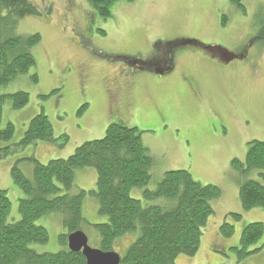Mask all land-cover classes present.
I'll return each instance as SVG.
<instances>
[{
  "label": "rangeland",
  "instance_id": "rangeland-1",
  "mask_svg": "<svg viewBox=\"0 0 264 264\" xmlns=\"http://www.w3.org/2000/svg\"><path fill=\"white\" fill-rule=\"evenodd\" d=\"M29 1L39 15L21 19L15 32L39 34L42 40L32 49L36 65L0 88L6 96L0 130L8 123L15 127L12 140L0 141V148L20 142L41 113L60 140L32 144L0 160V190H7L11 201L9 221L20 220L25 197L13 180L15 164L30 178L34 163L27 159L35 156L43 164L66 159L83 143L103 138L110 124H120L138 128L153 156L149 189L165 173L181 170L221 188V197L211 201L215 214L203 228L198 253L179 255L175 264H264V236L251 248L260 249L257 253L237 259L244 227L264 224V209L245 211L239 197L240 183L260 180L261 171L244 174L236 167L245 169L251 141H264V0H242L244 14L230 0H119L110 5L108 17L87 0ZM109 88L118 91L113 110ZM19 91L29 94V103L15 109L9 95ZM96 182L95 169H80L74 190H95ZM143 192L134 188L130 195L145 204ZM98 208L96 197L88 195L84 215L92 224L107 220ZM229 213L243 217L226 238L219 229ZM35 224L48 230L49 240L31 248L65 249L59 243L60 213ZM86 227L89 246L100 250L97 233ZM137 237L117 239L113 251L124 257Z\"/></svg>",
  "mask_w": 264,
  "mask_h": 264
},
{
  "label": "trees",
  "instance_id": "trees-1",
  "mask_svg": "<svg viewBox=\"0 0 264 264\" xmlns=\"http://www.w3.org/2000/svg\"><path fill=\"white\" fill-rule=\"evenodd\" d=\"M87 1L102 16L108 17L110 5L119 0ZM230 1L245 13L242 0ZM37 15L36 7L29 0H0V88L36 65L32 49L41 43V36L21 35L15 30L21 19ZM260 34L264 45V24ZM5 97L0 96V121ZM9 97L15 109L29 103V94L23 91ZM14 132V125L8 123L0 130V141L12 140ZM59 140L54 138L48 117L38 114L30 120L20 142L0 148V160L29 145ZM248 145L245 169L241 164L236 167L244 174L251 169L261 172L260 180L240 183L239 197L245 211L264 209V141L254 140ZM27 161L34 163L32 177L28 178L18 163L12 169L14 183L25 194L19 203L20 220L9 221L11 201L7 190H0V264H87L82 252H73L68 247V237L77 231L86 233L87 225L97 233L100 250L104 252H112L117 239L138 233L119 264H175L179 255L198 253L203 228L215 214L211 201L222 195L219 186L203 185L185 170L165 173L157 187L149 189L153 159L138 128L120 124H110L103 138L83 143L66 159L43 164L32 156ZM86 168L96 170V188L75 191L76 173ZM134 188L144 190L145 204L130 195ZM88 195L96 197L99 215L107 218L105 222L92 224L85 218L84 200ZM51 213L62 216L64 232L59 243L65 249L58 253H39L31 245L47 243L49 233L35 221ZM242 217L241 213H229L220 226L221 236H232L235 232L232 223ZM263 236V223L245 226L237 247V259L257 253L260 249L251 248Z\"/></svg>",
  "mask_w": 264,
  "mask_h": 264
},
{
  "label": "water",
  "instance_id": "water-1",
  "mask_svg": "<svg viewBox=\"0 0 264 264\" xmlns=\"http://www.w3.org/2000/svg\"><path fill=\"white\" fill-rule=\"evenodd\" d=\"M68 247L73 252H82L87 264H119L121 260L119 254L115 252L107 253L89 247L88 239L82 231L70 236Z\"/></svg>",
  "mask_w": 264,
  "mask_h": 264
},
{
  "label": "crops",
  "instance_id": "crops-1",
  "mask_svg": "<svg viewBox=\"0 0 264 264\" xmlns=\"http://www.w3.org/2000/svg\"><path fill=\"white\" fill-rule=\"evenodd\" d=\"M124 71H125V70H124ZM128 74H129V77H130V75H132L131 71L128 72ZM129 77H128V78H129ZM191 80L193 81V79H191ZM132 82H133V81H132V79H131V77H130V86H131V87L134 85ZM189 87H191V86L189 85ZM112 88H113V87H112ZM112 88H109V91H111V93H113V94H112V96L110 97L109 104H108V108L111 109V110H113V108H114V100L112 99V98H113V95H115V93L118 92L117 90H113ZM192 89H194V88H192ZM194 90H195V89H194ZM142 142H143V140H142ZM143 144H144V143H143ZM197 145H198V143H197ZM149 153H150L151 158H153L151 152H149ZM213 183H217V184H219L217 181H216V182H213ZM217 226H218V225H217Z\"/></svg>",
  "mask_w": 264,
  "mask_h": 264
},
{
  "label": "bare ground",
  "instance_id": "bare-ground-1",
  "mask_svg": "<svg viewBox=\"0 0 264 264\" xmlns=\"http://www.w3.org/2000/svg\"><path fill=\"white\" fill-rule=\"evenodd\" d=\"M83 232V231H82ZM76 233V232H75ZM74 234V233H73ZM73 234H71V235H73ZM85 235H86V237H87V239H88V236H87V234L86 233H84ZM70 235V236H71ZM70 236L68 237V243H69V238H70ZM88 246H89V239H88ZM90 247V246H89ZM107 253H112V252H107ZM86 263H87V261H86Z\"/></svg>",
  "mask_w": 264,
  "mask_h": 264
},
{
  "label": "flooded vegetation",
  "instance_id": "flooded-vegetation-1",
  "mask_svg": "<svg viewBox=\"0 0 264 264\" xmlns=\"http://www.w3.org/2000/svg\"><path fill=\"white\" fill-rule=\"evenodd\" d=\"M130 89H131V88H130ZM113 98H114V96H113ZM113 98H112V99H113Z\"/></svg>",
  "mask_w": 264,
  "mask_h": 264
}]
</instances>
